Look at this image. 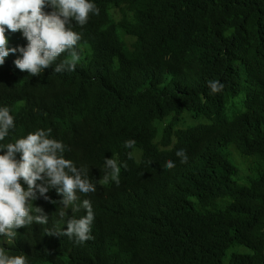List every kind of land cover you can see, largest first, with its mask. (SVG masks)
Masks as SVG:
<instances>
[{
  "label": "trees",
  "instance_id": "16d2710c",
  "mask_svg": "<svg viewBox=\"0 0 264 264\" xmlns=\"http://www.w3.org/2000/svg\"><path fill=\"white\" fill-rule=\"evenodd\" d=\"M92 2L99 14L72 22L81 36L74 71L53 65L30 76L15 67L19 52L0 66V107L15 120L0 146L51 129L93 183L109 171L105 159H117L120 183L78 193L77 204H94L92 241L61 243L67 220L85 213L63 208L52 189L33 202L48 223L20 228L0 246L28 264H264V0ZM7 36L9 47L27 44L20 32ZM211 80L223 90L213 94ZM234 102L243 111L228 119ZM200 119L207 124L192 123ZM231 146L257 157L247 182L238 180ZM181 149L187 163L176 156ZM234 247L248 252L228 256Z\"/></svg>",
  "mask_w": 264,
  "mask_h": 264
},
{
  "label": "clouds",
  "instance_id": "9594fccd",
  "mask_svg": "<svg viewBox=\"0 0 264 264\" xmlns=\"http://www.w3.org/2000/svg\"><path fill=\"white\" fill-rule=\"evenodd\" d=\"M99 11L92 0H0V66L5 64L10 54L19 52L20 57L14 61L15 67L30 76H40L53 65H56L55 73L74 71L81 60L77 51L81 36L73 30L72 22L84 26L90 16L98 15ZM8 32L22 33L26 46L9 47ZM64 53L68 56L56 64ZM208 86L213 94L224 88L219 80L209 81ZM14 128L15 120L10 109L0 107V141H4ZM51 131L38 129L14 143L0 146V152L4 153L0 155V240H14L20 228L33 224L46 225L48 215L42 208L34 207L33 202L39 206L42 200L49 198L52 189L63 197L60 201L63 208L72 205V212H78L82 207L85 213L79 218L67 220V231L58 235L61 243L74 248L94 239V204L88 199H82L77 204L80 200L78 193L84 196L94 193L96 183L101 186L109 182L119 185L121 165L117 159H105V167L109 171L93 183L85 166L77 168L73 159L65 158L66 146L50 138ZM135 143L128 140L125 147L132 148ZM128 155L131 158L132 154ZM176 156L181 163L188 162L183 149L177 151ZM175 166L171 160L165 164L168 170ZM123 168L127 169L126 163ZM59 216L65 217L66 212L60 211ZM0 264H28V258L26 254L11 255L0 246Z\"/></svg>",
  "mask_w": 264,
  "mask_h": 264
},
{
  "label": "rangeland",
  "instance_id": "374dc122",
  "mask_svg": "<svg viewBox=\"0 0 264 264\" xmlns=\"http://www.w3.org/2000/svg\"><path fill=\"white\" fill-rule=\"evenodd\" d=\"M127 44H130L131 42V38L125 37L124 38ZM133 50V48H131ZM235 104L232 103L231 107L229 109H227L226 111V117L228 119H232L234 118L236 115H238L239 113H241V109H233L232 106ZM192 123L194 125H200V124H207V122L205 120H194L192 121ZM230 148H233L231 150L232 154H233V158H231L232 162L239 168V175H238V180L240 183L245 182L249 177L255 176L257 174V170H255V172H253L254 170V166L257 160V157L254 156H242L239 154V152L237 150H235L236 148H234L233 146H231ZM256 167L259 168L260 165L256 164ZM250 175V176H249ZM247 182V181H246ZM246 184V183H244ZM242 184V185H244ZM233 251H240V252H248L246 248L244 247H234L232 249H230L228 251V256L233 252Z\"/></svg>",
  "mask_w": 264,
  "mask_h": 264
}]
</instances>
